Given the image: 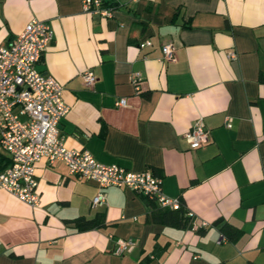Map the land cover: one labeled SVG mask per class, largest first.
Here are the masks:
<instances>
[{
	"label": "crops",
	"instance_id": "obj_1",
	"mask_svg": "<svg viewBox=\"0 0 264 264\" xmlns=\"http://www.w3.org/2000/svg\"><path fill=\"white\" fill-rule=\"evenodd\" d=\"M105 1L116 6L112 16L85 11L81 0H0V45L31 18L47 20L54 39L38 67L64 85L65 145L151 169L193 224L153 221L151 197L102 188L44 158L38 205L0 187V264H264V0ZM145 39L153 43L140 47ZM168 41L175 58L161 61ZM198 119L209 140L192 148L186 134ZM101 189L105 202L92 204ZM98 213L101 226L72 221ZM224 222L241 232L219 242ZM130 236L136 244L115 253L116 239Z\"/></svg>",
	"mask_w": 264,
	"mask_h": 264
},
{
	"label": "built area",
	"instance_id": "obj_2",
	"mask_svg": "<svg viewBox=\"0 0 264 264\" xmlns=\"http://www.w3.org/2000/svg\"><path fill=\"white\" fill-rule=\"evenodd\" d=\"M81 1L83 9L93 14L108 17L116 9L114 4L105 0ZM53 39L50 23L33 17L14 39L0 45V152L7 153L6 161L0 163V187L33 206L38 205L37 162L44 158L49 162L61 159L71 174L93 180L102 188L126 186L157 200L161 205L179 207L180 199L163 192L162 178L151 169L133 170L116 162L105 163L87 148L65 145L60 128L61 119L69 111L63 97L64 85L54 75L38 67ZM152 43L151 39H145L139 46ZM175 53V44L165 42L160 60H173ZM82 75L87 86H92L97 78L91 69L84 70ZM132 78L135 87L139 88L142 72H133ZM117 103L127 104V97H121ZM227 125L232 126V123L228 120ZM186 136L192 148L209 140L208 129L199 119ZM105 200L106 192L101 189L94 195L92 204H102ZM189 213L193 215V212ZM208 224L207 221L202 222V226ZM226 239V234L221 233L218 241ZM134 244L136 239L133 236L118 237L114 252L123 254Z\"/></svg>",
	"mask_w": 264,
	"mask_h": 264
},
{
	"label": "trees",
	"instance_id": "obj_3",
	"mask_svg": "<svg viewBox=\"0 0 264 264\" xmlns=\"http://www.w3.org/2000/svg\"><path fill=\"white\" fill-rule=\"evenodd\" d=\"M149 203L151 206L149 216L153 221L182 228L192 226L193 215L191 216V214H189L182 200L181 204L177 208L158 204L156 200L152 198ZM72 221L79 225L80 228L97 227L104 224V215L102 213H98L95 218H87L84 215H80L73 218ZM218 222H220V219L216 221V223ZM221 229L230 239H235L241 232V229L238 226H235L230 222H224Z\"/></svg>",
	"mask_w": 264,
	"mask_h": 264
}]
</instances>
